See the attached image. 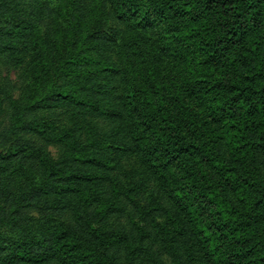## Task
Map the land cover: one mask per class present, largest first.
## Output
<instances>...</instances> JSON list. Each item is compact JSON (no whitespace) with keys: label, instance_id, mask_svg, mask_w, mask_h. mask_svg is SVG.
<instances>
[{"label":"trees","instance_id":"obj_1","mask_svg":"<svg viewBox=\"0 0 264 264\" xmlns=\"http://www.w3.org/2000/svg\"><path fill=\"white\" fill-rule=\"evenodd\" d=\"M0 264H264V0H0Z\"/></svg>","mask_w":264,"mask_h":264},{"label":"rangeland","instance_id":"obj_2","mask_svg":"<svg viewBox=\"0 0 264 264\" xmlns=\"http://www.w3.org/2000/svg\"><path fill=\"white\" fill-rule=\"evenodd\" d=\"M16 74H17V72H16L14 69H13V70H12V69H11V70L4 69V70L1 72V75H2V76H7V77H8L9 79H11L13 82L16 81ZM13 94H14V95H17V91L14 90ZM50 150H51L52 154L55 155V153H56L55 148L50 147Z\"/></svg>","mask_w":264,"mask_h":264}]
</instances>
